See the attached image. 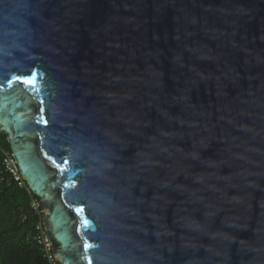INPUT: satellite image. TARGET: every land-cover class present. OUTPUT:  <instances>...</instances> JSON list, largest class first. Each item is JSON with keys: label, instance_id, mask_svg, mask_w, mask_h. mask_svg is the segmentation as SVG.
I'll list each match as a JSON object with an SVG mask.
<instances>
[{"label": "water", "instance_id": "1", "mask_svg": "<svg viewBox=\"0 0 264 264\" xmlns=\"http://www.w3.org/2000/svg\"><path fill=\"white\" fill-rule=\"evenodd\" d=\"M0 133L58 264H264V0H0Z\"/></svg>", "mask_w": 264, "mask_h": 264}, {"label": "trees", "instance_id": "2", "mask_svg": "<svg viewBox=\"0 0 264 264\" xmlns=\"http://www.w3.org/2000/svg\"><path fill=\"white\" fill-rule=\"evenodd\" d=\"M6 153L10 154V147L0 133V264H58L48 258L43 243L37 240L36 224L43 217L41 202L4 168ZM32 201L38 202L37 208L31 206Z\"/></svg>", "mask_w": 264, "mask_h": 264}, {"label": "built area", "instance_id": "3", "mask_svg": "<svg viewBox=\"0 0 264 264\" xmlns=\"http://www.w3.org/2000/svg\"><path fill=\"white\" fill-rule=\"evenodd\" d=\"M2 163L4 165V168L12 175L13 179L15 181H17V183L20 185L22 184L23 180L17 170V167L15 165L14 159L10 154L4 155L2 157ZM31 206L33 208H37L38 207V202L37 201H32L31 202ZM36 229L39 230V235L37 236V240L41 243H43V246L45 248V250L48 252V258H53L52 255V249H51V244L49 242V239L47 237V235L44 233V227L42 222H39L36 224Z\"/></svg>", "mask_w": 264, "mask_h": 264}, {"label": "snow or ice", "instance_id": "4", "mask_svg": "<svg viewBox=\"0 0 264 264\" xmlns=\"http://www.w3.org/2000/svg\"><path fill=\"white\" fill-rule=\"evenodd\" d=\"M39 77H40V74L38 72H31L30 74H28V77L27 78H24L22 80V82L24 84H27V85H30V86H33L34 87L35 84L37 83ZM16 79H21V77H17ZM9 83L11 84V81H9ZM41 111L43 112V109H41ZM40 120H43L44 123H47V121L44 120V117L43 116H41ZM37 122H40V121H37ZM63 163L64 164H68V160H64ZM77 211H80V209H77ZM87 223H88V221L86 220L85 221V224H87ZM94 246L95 245H93L92 243L86 241L85 244H84V250H85V252H88L89 249L92 248V247H94ZM87 260H88V264H91V257H88Z\"/></svg>", "mask_w": 264, "mask_h": 264}]
</instances>
